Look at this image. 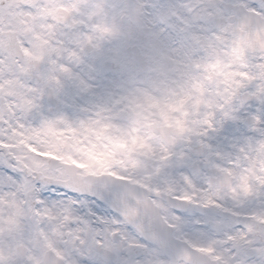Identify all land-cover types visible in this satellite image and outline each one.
Instances as JSON below:
<instances>
[{"label":"snow or ice","instance_id":"1","mask_svg":"<svg viewBox=\"0 0 264 264\" xmlns=\"http://www.w3.org/2000/svg\"><path fill=\"white\" fill-rule=\"evenodd\" d=\"M0 264H264V0H0Z\"/></svg>","mask_w":264,"mask_h":264}]
</instances>
